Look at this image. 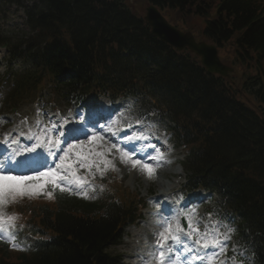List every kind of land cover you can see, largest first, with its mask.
I'll list each match as a JSON object with an SVG mask.
<instances>
[{
	"label": "snow or ice",
	"instance_id": "1",
	"mask_svg": "<svg viewBox=\"0 0 264 264\" xmlns=\"http://www.w3.org/2000/svg\"><path fill=\"white\" fill-rule=\"evenodd\" d=\"M99 118L101 114L96 112L90 114L87 122L81 116L79 126L68 128L67 132L65 126L70 123L67 118L48 123L37 119L35 130L29 128L28 133H18L30 144H21L18 139L9 140L5 137L2 142L4 154L0 156V241L7 238L11 247L23 250L20 244L13 242L18 232L15 231V218L5 215L6 202L12 201L15 197L46 195L51 198L56 190L60 193L73 194V186L75 189H82L87 181L77 174L76 164L79 163L80 167H84V162L90 156L105 155L92 150L105 139V134L110 133V138L115 139L116 142L111 144V149L121 154V161L130 163L133 169L138 168L149 179L156 176L158 168L171 164V160L167 159L155 145L142 144L139 149L137 148L136 142L149 140L143 132L133 131L132 134H125L121 138V132L127 133L128 130L133 129V124L128 123L126 128H117L119 121L112 120L107 126L97 125ZM22 123L26 124L27 121ZM137 123L141 122L137 121ZM81 136L84 139H80ZM121 144L124 147H121ZM85 145L89 147L85 148ZM149 147L155 154H148L143 159L134 158L142 156ZM73 156L75 160L72 159ZM20 157L23 159H18ZM148 160L155 162V166L148 163ZM102 162L106 166L111 163L108 160ZM17 168H24L27 171L17 172ZM89 187L95 190L93 186L89 185ZM74 194L85 197L88 195L87 191H76ZM183 215L186 225L181 224L179 215L161 218L158 226L162 230L154 234L153 245L149 252L141 257L143 264H153V261L156 264H216L219 256L227 250L228 241L235 230L229 228L224 233L223 239H220V226L205 225L204 230L201 231L199 221L193 223L194 209L191 213L184 212ZM243 260V252L233 249V256L226 262L221 261V264H243Z\"/></svg>",
	"mask_w": 264,
	"mask_h": 264
},
{
	"label": "trees",
	"instance_id": "2",
	"mask_svg": "<svg viewBox=\"0 0 264 264\" xmlns=\"http://www.w3.org/2000/svg\"><path fill=\"white\" fill-rule=\"evenodd\" d=\"M176 5L182 7L183 3H193L195 0H171ZM228 4L229 17H234L235 27L240 30L247 29L245 45L250 50H255L264 59V28L253 23L256 18V11L250 8L249 3L244 0H231ZM56 228L64 237H71L75 241L81 242L82 245H74L66 242L64 247L54 248L52 252H44L42 256L33 257L30 261L23 264H114L107 261L102 256L101 249L110 239L115 224L114 219L103 222H85L82 219L74 217L70 213L60 214L56 218ZM264 237V232L262 234ZM88 249V254L84 253ZM94 260L92 261V258ZM264 253H262V259Z\"/></svg>",
	"mask_w": 264,
	"mask_h": 264
}]
</instances>
